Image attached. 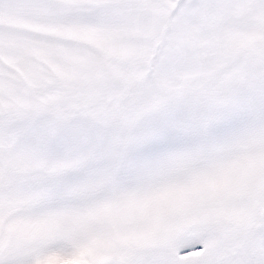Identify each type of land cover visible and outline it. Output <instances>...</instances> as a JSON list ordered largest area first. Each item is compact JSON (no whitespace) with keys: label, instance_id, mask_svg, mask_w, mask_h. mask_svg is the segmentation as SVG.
<instances>
[{"label":"snow or ice","instance_id":"snow-or-ice-1","mask_svg":"<svg viewBox=\"0 0 264 264\" xmlns=\"http://www.w3.org/2000/svg\"><path fill=\"white\" fill-rule=\"evenodd\" d=\"M0 264H264V0H0Z\"/></svg>","mask_w":264,"mask_h":264}]
</instances>
